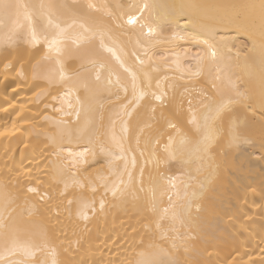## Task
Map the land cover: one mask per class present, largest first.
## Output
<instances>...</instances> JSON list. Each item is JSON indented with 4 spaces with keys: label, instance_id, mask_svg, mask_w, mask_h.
Segmentation results:
<instances>
[{
    "label": "snow or ice",
    "instance_id": "6c2138e0",
    "mask_svg": "<svg viewBox=\"0 0 264 264\" xmlns=\"http://www.w3.org/2000/svg\"><path fill=\"white\" fill-rule=\"evenodd\" d=\"M230 29L235 35L228 40L222 33ZM127 33L131 35L123 42ZM241 34L252 47L241 42L236 48ZM257 39L258 88L253 90L238 86L232 69L240 67L243 53L250 79L257 76L256 60L248 56L256 50ZM180 41L196 42L200 50L194 54L186 48L177 51ZM128 45L130 52L125 51ZM157 46H163V54H158ZM114 49L132 59L135 72L125 67ZM170 60L177 68L181 61L187 62L190 79L203 76L206 80L198 95L187 99L186 108L184 93L190 95L193 86L173 83L161 88L154 74L169 66ZM0 67L5 77L14 74L16 87L21 80H31L37 101L49 97L56 101L62 99L61 93L76 99V106H69L71 112L45 103L44 112L51 108L61 116L74 115L75 121L44 115L45 124L33 137L36 143L27 165L21 161L18 168L10 167L5 153L0 171L4 177L0 183V264H85L77 256L85 234L91 231L89 223L117 203L126 207L130 200L141 216L143 230V235L136 233L141 236L138 244L135 237L131 241L141 249L137 253L141 259L135 264H211L181 261L178 255L181 250L201 255L197 244L211 255L208 249L223 241L216 230L202 227L215 156L223 150L227 158L235 150L264 163V0H192L166 6L148 0L127 6L78 0H0ZM180 87L184 93L177 103ZM49 124L52 127L43 130ZM133 140L145 163L139 165L132 156L130 168ZM257 144L258 154L250 151ZM197 161L200 166L193 175L191 166ZM204 161H208L207 175L201 178ZM173 162L182 173L186 167L189 171L182 177L160 171L162 163L170 170ZM243 187L256 192L250 185ZM109 194L111 205L106 201ZM260 195L264 200V183ZM260 207L264 210V203ZM65 217L72 224L70 230ZM241 219L251 217L236 214L228 227ZM177 223L187 231H179ZM240 227L247 231L244 224ZM228 235L238 243L235 235ZM260 243L264 244V236ZM260 253L264 256V248ZM251 260L248 255L244 264ZM240 261L232 257L228 264Z\"/></svg>",
    "mask_w": 264,
    "mask_h": 264
},
{
    "label": "bare ground",
    "instance_id": "6f19581e",
    "mask_svg": "<svg viewBox=\"0 0 264 264\" xmlns=\"http://www.w3.org/2000/svg\"><path fill=\"white\" fill-rule=\"evenodd\" d=\"M28 2H33V0H28ZM61 2L71 3L73 0H61ZM81 3H94L97 5H116L123 4L125 6L129 4H134L140 2V0H78ZM149 3H154L160 6L170 5L172 3L180 2H192V0H148ZM220 2H240V0H220ZM161 11H165L162 7ZM183 23V21H181ZM147 30L145 29V32ZM226 36L228 40H231V37L235 35L233 30H227L225 33H222ZM131 33H127L122 37V41L126 42L128 36ZM135 37L133 36V41ZM241 42L247 44L248 47H252V44L249 42L247 36L241 34L236 38L235 44L236 48L241 46ZM196 42L192 41H180L181 49H190L191 53H195L200 50L198 47L194 46ZM123 44H118V47H122ZM231 46V45H229ZM131 45L125 49V51L130 52ZM158 54H163V46H157ZM116 51V49H114ZM235 52V49L233 50ZM247 51V49H245ZM116 55L121 56L122 60L125 61V67H128L130 72H135V67L132 63V59L128 56L123 55L120 51H116ZM242 59L240 61V67H234L233 80H235L239 85H246L247 87L255 90L258 88V71H259V41L257 39V48L253 52H249L248 56L255 58L256 60V72L257 76L250 79V73L248 69L244 67L243 53ZM181 67L177 68L176 65L170 60L169 66H164L160 68L155 75L158 76V79L161 84V88H167L170 84L178 85H191L190 95L184 93V88L180 87L177 90V103L181 100V94L184 93V106L187 107V99L196 97L198 95V89L202 88L206 84V80L203 76L190 79V72L188 71L189 64L185 61H181ZM195 69H193L194 71ZM165 76L168 79H165ZM115 79V77H114ZM131 77L129 76V81ZM17 79L14 78V74H9L5 77L2 67H0V132H5V129L8 131L5 135L0 136V171L3 170V162L5 160V153H7V162L10 167H19L21 161L23 164L27 165L32 159L31 149L36 143L33 137L36 134V131L41 130L40 125L45 124L43 120L44 115L52 116L57 119H64L75 121V116H61L59 113H55L51 108L44 112L45 103L55 104L57 108L63 107L65 112H71L72 108L70 105L76 106L75 95L63 97L56 101H52L51 98L42 99L37 101L33 96V92L37 89L31 87V80H21L20 87H16ZM155 81L153 82L155 86ZM15 89V91H13ZM243 90V89H242ZM131 91V88H129ZM168 91L171 92L172 89L168 88ZM5 94H7L8 99L5 100ZM11 107L9 104L12 102ZM195 102V101H194ZM23 105V108H21ZM19 113V115H17ZM107 115V113H106ZM25 118L29 122L25 123ZM36 117V119H32ZM15 120V127H13V121ZM135 122V120H133ZM52 127V125H47L43 130ZM43 139V137H41ZM167 137L165 136V140ZM29 144L28 148L24 147L25 143ZM76 151H81L78 146L72 145ZM143 141L141 142L140 148H143ZM133 152L129 153V167L131 168V159L132 156H135L139 165L143 166L145 163V158L140 156V151L136 149L135 141L132 142ZM254 153L258 154L260 149L259 145L254 149H250ZM147 156V153L145 154ZM215 156V154H214ZM89 163H91L93 157H87ZM175 164V162H173ZM87 166V165H84ZM200 166V162L197 161L191 166V172L193 175L196 174V168ZM97 167H100L99 165ZM123 165L121 164V168ZM149 169L155 174V169L152 164L148 165ZM105 173H107V167L104 165ZM205 172L201 173V178L204 175H207L208 161H204ZM95 169H92L94 171ZM160 171L165 175H175L177 177H182L183 173L189 171L186 167L183 169V173L180 170V165L175 164L169 170L167 164L160 165ZM212 177H211V186L209 190L205 193L204 204L206 211L202 213L206 223L202 227L207 231L216 230L217 235L223 237V241L215 242L214 249L209 248L208 252H211V255H208L203 251V245L197 244V250L201 255H196L195 252L183 253L181 252L178 255V258L181 261L185 259L190 260H202L210 261L211 264H228V261L232 257H236L238 261L243 257V261H240V264H244V261L248 260V255H251L252 260L248 264H257V262L264 260V256L261 255L260 249L264 248V244L260 243V237L264 236V210L261 209L260 205L264 203V200L261 199L260 189L262 183H264V163L259 162L255 156L247 157L241 156L238 152L233 150L231 154L225 158L223 156V150L219 156H215V163L212 165ZM14 176L15 173H12ZM239 178V179H238ZM4 177L0 175V183H2ZM243 185H250L256 189V192L253 193ZM100 195H103L101 192ZM239 197V199H237ZM100 196H97V202L99 201ZM245 199L247 204H245ZM106 201L109 205L112 204L113 198L109 194L106 198ZM167 197H165V202ZM98 207V203H97ZM215 209V211H213ZM239 214L241 217L249 216L251 219H241L236 221L234 226L228 227L231 223L230 218L234 215ZM64 219V224L68 226L69 230L72 227V224H69L67 218ZM75 221H73V224ZM83 221L80 222V227H83ZM244 224L247 228L245 231L244 228H241L240 225ZM176 227L181 232L187 231L186 228H181L177 223ZM90 233L85 234L86 240L83 245V250L77 256V259H83L85 264H120L121 261L128 264L129 261L132 264L141 257L137 255L140 248L135 247L132 244V237H135L136 243L138 244L141 236L136 233H141L143 235L141 216L137 214L136 208L134 207L131 200L127 206H121L118 203L116 206L111 207L109 211L105 214L99 216L97 219L89 223ZM133 229H136V232H133ZM219 229H226V231L221 232ZM228 233H232L236 236L238 243H233L230 239ZM251 234V236H249ZM135 248V250H133ZM247 254V255H246Z\"/></svg>",
    "mask_w": 264,
    "mask_h": 264
}]
</instances>
